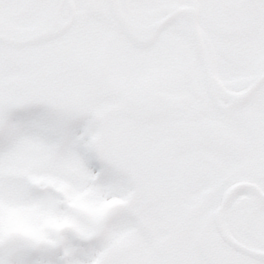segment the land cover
Masks as SVG:
<instances>
[{"label":"clouds","instance_id":"obj_1","mask_svg":"<svg viewBox=\"0 0 264 264\" xmlns=\"http://www.w3.org/2000/svg\"><path fill=\"white\" fill-rule=\"evenodd\" d=\"M0 264H264V0H0Z\"/></svg>","mask_w":264,"mask_h":264}]
</instances>
